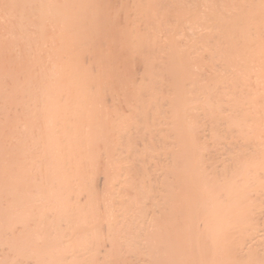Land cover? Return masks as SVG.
<instances>
[{
  "label": "bare ground",
  "instance_id": "1",
  "mask_svg": "<svg viewBox=\"0 0 264 264\" xmlns=\"http://www.w3.org/2000/svg\"><path fill=\"white\" fill-rule=\"evenodd\" d=\"M0 264H264V0H0Z\"/></svg>",
  "mask_w": 264,
  "mask_h": 264
},
{
  "label": "rangeland",
  "instance_id": "2",
  "mask_svg": "<svg viewBox=\"0 0 264 264\" xmlns=\"http://www.w3.org/2000/svg\"><path fill=\"white\" fill-rule=\"evenodd\" d=\"M91 185V184H90Z\"/></svg>",
  "mask_w": 264,
  "mask_h": 264
}]
</instances>
